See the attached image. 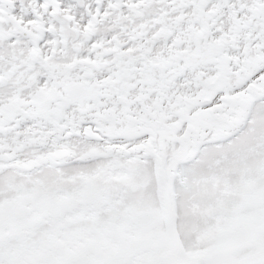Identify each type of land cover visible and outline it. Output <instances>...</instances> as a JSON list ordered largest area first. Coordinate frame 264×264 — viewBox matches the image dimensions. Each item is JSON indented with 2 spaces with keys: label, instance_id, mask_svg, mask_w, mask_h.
I'll return each instance as SVG.
<instances>
[{
  "label": "flooded vegetation",
  "instance_id": "flooded-vegetation-1",
  "mask_svg": "<svg viewBox=\"0 0 264 264\" xmlns=\"http://www.w3.org/2000/svg\"><path fill=\"white\" fill-rule=\"evenodd\" d=\"M224 62L220 96L243 94L252 123L264 107V0H0V102H7L0 110V148H21L19 163L43 158L58 149L47 148L39 133L55 129L64 114L86 144L110 140L122 148L150 132L162 147L166 119L189 83L209 95L208 81ZM161 79L168 80L153 99ZM69 90H86L83 102L61 113L53 100L37 105L44 95ZM237 110L221 103L212 117L226 126ZM240 194L249 197L247 190ZM258 209L244 204L226 211L231 226L215 242L236 245L228 257L236 264H264V208ZM208 253L181 252L180 259L216 264Z\"/></svg>",
  "mask_w": 264,
  "mask_h": 264
},
{
  "label": "rangeland",
  "instance_id": "rangeland-1",
  "mask_svg": "<svg viewBox=\"0 0 264 264\" xmlns=\"http://www.w3.org/2000/svg\"><path fill=\"white\" fill-rule=\"evenodd\" d=\"M191 109L184 118L193 122L200 112L189 116ZM70 119L64 114L57 123ZM253 119L228 144L202 148L198 161L178 169L169 215L173 231L199 254L231 226L226 211L251 205L250 196L239 197L242 190L264 191V107ZM69 145L75 159L32 176L0 161V264H165L174 247L164 243L163 197L154 193L151 165L79 139Z\"/></svg>",
  "mask_w": 264,
  "mask_h": 264
},
{
  "label": "water",
  "instance_id": "water-1",
  "mask_svg": "<svg viewBox=\"0 0 264 264\" xmlns=\"http://www.w3.org/2000/svg\"><path fill=\"white\" fill-rule=\"evenodd\" d=\"M70 103H72V99H71V98H69V99L65 102L64 107H67Z\"/></svg>",
  "mask_w": 264,
  "mask_h": 264
},
{
  "label": "bare ground",
  "instance_id": "bare-ground-1",
  "mask_svg": "<svg viewBox=\"0 0 264 264\" xmlns=\"http://www.w3.org/2000/svg\"><path fill=\"white\" fill-rule=\"evenodd\" d=\"M202 152V151H201ZM200 155V154H199Z\"/></svg>",
  "mask_w": 264,
  "mask_h": 264
}]
</instances>
